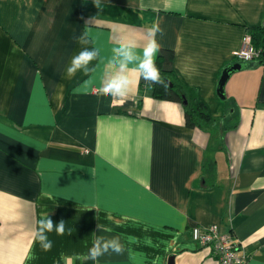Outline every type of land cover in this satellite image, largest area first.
<instances>
[{"label":"crops","instance_id":"0c3cea01","mask_svg":"<svg viewBox=\"0 0 264 264\" xmlns=\"http://www.w3.org/2000/svg\"><path fill=\"white\" fill-rule=\"evenodd\" d=\"M153 23L163 29L154 59L173 51L164 67L227 119L219 136L188 126L182 103L134 73L127 96L104 91L118 38L139 53ZM259 26L264 0H0V264H93L98 235L125 250L96 264H217L190 236L210 224L234 235L246 264H264V60L235 57ZM93 44L101 55L69 78ZM233 62L245 67L221 99ZM51 213L66 228L49 230L46 248L33 234Z\"/></svg>","mask_w":264,"mask_h":264},{"label":"clouds","instance_id":"9594fccd","mask_svg":"<svg viewBox=\"0 0 264 264\" xmlns=\"http://www.w3.org/2000/svg\"><path fill=\"white\" fill-rule=\"evenodd\" d=\"M163 35V29L158 23H153L147 28L146 43L142 51L137 52V42L135 40H124L122 37L118 38L115 44V53L112 56V66L108 69L103 89L109 95L115 97H125L131 90L135 74V79H142L152 84L161 82L160 70L155 63V55L159 50L160 44L157 36ZM81 45H88L87 33L74 37ZM101 55V47L93 44L91 47H84L77 55H75L70 65L66 70L67 76L70 78L77 71L90 70V62L95 57ZM130 65H134L130 69ZM65 220L61 218L58 222L53 219L52 213L45 218L37 221V227L33 234V240L39 242L43 247L50 248L54 240L49 236V230L56 229L57 231H65ZM124 245L118 237H105L98 235L89 249L86 260L90 259L93 264L99 260L100 257L108 253L122 254L124 252Z\"/></svg>","mask_w":264,"mask_h":264},{"label":"trees","instance_id":"16d2710c","mask_svg":"<svg viewBox=\"0 0 264 264\" xmlns=\"http://www.w3.org/2000/svg\"><path fill=\"white\" fill-rule=\"evenodd\" d=\"M250 31L251 32L248 33L251 36L253 46L256 48L264 47V26L253 27ZM261 55L262 57L258 58L259 62L264 60V55L262 53ZM173 58L174 55L172 50L162 49L155 59L156 66L160 70L161 76V82L154 85L155 97L182 103L184 107L185 123L188 126L207 129L211 133L219 136L222 130L221 125L223 124V121H227V119H222V122L221 120H214L208 114L206 106L198 98L195 90L175 81L171 69L164 67L165 65H170L173 62ZM184 100H186L185 103H183ZM214 164V160L208 157L204 160L202 165L205 174L209 179L213 178L215 172Z\"/></svg>","mask_w":264,"mask_h":264},{"label":"built area","instance_id":"2783aa9c","mask_svg":"<svg viewBox=\"0 0 264 264\" xmlns=\"http://www.w3.org/2000/svg\"><path fill=\"white\" fill-rule=\"evenodd\" d=\"M264 47L256 48L251 42L250 34L246 33L242 39L241 47L236 51L238 61L249 62L261 58ZM191 239L201 247L210 248L217 264H246L249 255L229 231H222L216 224L205 227L195 225L190 230Z\"/></svg>","mask_w":264,"mask_h":264},{"label":"water","instance_id":"95a60500","mask_svg":"<svg viewBox=\"0 0 264 264\" xmlns=\"http://www.w3.org/2000/svg\"><path fill=\"white\" fill-rule=\"evenodd\" d=\"M245 63L242 62H233L229 65H227L221 72L218 84H217V95L221 98H225V91H224V86L227 81V79L236 71H239L243 69L245 66ZM186 100L183 101L185 103ZM167 264H174L173 257L170 256L168 258V263Z\"/></svg>","mask_w":264,"mask_h":264}]
</instances>
